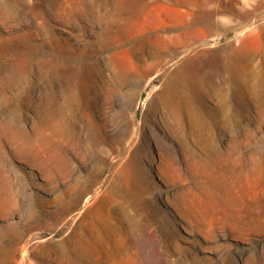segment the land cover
<instances>
[{
    "label": "rangeland",
    "instance_id": "rangeland-1",
    "mask_svg": "<svg viewBox=\"0 0 264 264\" xmlns=\"http://www.w3.org/2000/svg\"><path fill=\"white\" fill-rule=\"evenodd\" d=\"M261 87L264 0H0V264H264Z\"/></svg>",
    "mask_w": 264,
    "mask_h": 264
},
{
    "label": "bare ground",
    "instance_id": "bare-ground-1",
    "mask_svg": "<svg viewBox=\"0 0 264 264\" xmlns=\"http://www.w3.org/2000/svg\"><path fill=\"white\" fill-rule=\"evenodd\" d=\"M255 76V73L253 72V70L252 69H250V72H249V74H248V78H250V79H252L253 77ZM246 80V79H245ZM243 81L244 80H242V82L241 83H239V85L238 86H240V87H242V89H247L248 88V85H249V83L246 81V83H243ZM250 87V86H249ZM239 88V87H238ZM262 88H264V87H261V89ZM252 89V88H251ZM241 92V91H240ZM257 92V91H256ZM252 95H251V97H253L254 99H256V100H258L260 103L262 102V103H264V96H263V98H260V97H258L257 96V94H255V93H251ZM261 95V94H260ZM240 96V95H239ZM170 98H174V97H170ZM253 99V100H254ZM192 100V99H191ZM190 100V101H191ZM180 101V100H179ZM190 101H188V99H185V100H183V101H181V103L179 104L178 103V101L174 98L173 100H166V102H164L163 103V105H164V109H165V117H169V116H171V115H173V117H175V116H177V114H180V113H182V111L185 109V110H187L189 113H192V112H195L194 110V108H193V100L190 102ZM195 102V101H194ZM193 104V105H192ZM257 106V105H256ZM184 110V111H185ZM196 113V112H195ZM197 113H199V112H197ZM198 116H199V118H201V116L198 114ZM192 117V116H191ZM168 123V122H167ZM68 123L67 122H65L64 123V125H65V127L66 128H64L63 129V133L65 134V135H67L68 136V134H69V128H68V125H67ZM92 127V126H91ZM90 129V128H89ZM92 129V128H91ZM95 131V130H94ZM91 132H92V130H91ZM92 134V133H91ZM88 135H90V133L88 134ZM95 138V137H94ZM96 139V138H95ZM97 141V140H96ZM96 143V142H95ZM66 161H68V160H66ZM65 164V163H64ZM82 257V256H81ZM85 258V257H84ZM83 259V258H82ZM86 260V259H85ZM87 260H88V258H87Z\"/></svg>",
    "mask_w": 264,
    "mask_h": 264
}]
</instances>
